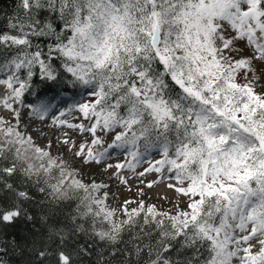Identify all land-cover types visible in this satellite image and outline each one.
I'll list each match as a JSON object with an SVG mask.
<instances>
[{"label": "snow or ice", "instance_id": "obj_1", "mask_svg": "<svg viewBox=\"0 0 264 264\" xmlns=\"http://www.w3.org/2000/svg\"><path fill=\"white\" fill-rule=\"evenodd\" d=\"M8 26L15 34L0 33V54L12 53L0 60V105L15 123L0 116V160L8 162L0 228L23 219L43 230L39 246L13 240V255L83 264L89 246L68 251L70 238L86 236L114 257L133 232L121 264H264V0H19ZM35 77L93 98L60 111H79L81 122L53 118L91 137L77 144L66 131L60 141L80 167L20 130L22 108L44 120L59 101L58 93L26 103ZM153 151L161 159H147ZM113 152L130 160L108 163ZM92 165L116 169L124 185V170L159 173L147 187L174 181L166 186L187 208L161 212L140 200L129 209L137 202L126 200L120 219L100 194L109 185L82 178ZM0 264L9 262L0 256ZM96 264L112 262L101 250Z\"/></svg>", "mask_w": 264, "mask_h": 264}, {"label": "rangeland", "instance_id": "obj_2", "mask_svg": "<svg viewBox=\"0 0 264 264\" xmlns=\"http://www.w3.org/2000/svg\"><path fill=\"white\" fill-rule=\"evenodd\" d=\"M5 94V86L0 85V98H2ZM91 99L93 98L89 96V94L84 90L81 102H89ZM71 106L72 104H69L66 101H58L56 108L57 112H54V114L50 112L48 117L44 120L31 117L29 115L31 109L26 107L22 108L20 130L26 132L28 135H31L35 143L40 147L51 144L52 154L54 156L60 155L65 159L73 160V166L80 167L79 161H75L74 158L71 157V154L67 152L66 147L62 145L60 141L64 138L63 134L66 131L70 132L72 139L76 140L77 144L81 143L84 139H90L91 137L88 134H84L82 136L74 130H69L66 127L53 123L54 117L59 119H67L71 123L81 122L82 114L79 111H73L65 117L60 116L61 110L67 112L68 108ZM0 116H3L5 119L12 120V122L15 123L12 113L6 110L2 105H0ZM84 122L87 123V121ZM32 123L36 125L39 123V125L42 126L38 125L37 127L39 130L36 131L37 128H34ZM50 134L52 135L50 136ZM109 139H111V137H109ZM148 159L155 161L161 159V156L158 154L152 155ZM127 160H130V157H127L126 154L121 155L118 152H113L108 163H124ZM147 167V163H142L137 167L136 171L142 172ZM114 171L117 170L109 169L108 171H103L95 165L86 166L82 168V178L86 182H91V180L95 178L97 182H103L109 185V187L103 189L100 194L103 195V192L107 191L108 199L106 203L110 208L117 210V215L120 217V219L125 218L121 212V209L126 200L137 202L129 204V209L137 207L140 200L144 201L145 207L154 204L157 209L159 207L163 212L171 211L173 214L177 210V204L181 209L187 208L186 198L177 197L176 194L166 186L168 183H174V181L165 179L162 183L154 184L152 188L147 187V182L158 181L160 179L159 173L151 172L147 173L144 177L138 178L134 173L124 170L123 175L128 179V184L124 185L120 183V180L116 179L112 175ZM141 180H143L144 183H141ZM138 189L143 190L142 196L138 194Z\"/></svg>", "mask_w": 264, "mask_h": 264}, {"label": "trees", "instance_id": "obj_3", "mask_svg": "<svg viewBox=\"0 0 264 264\" xmlns=\"http://www.w3.org/2000/svg\"><path fill=\"white\" fill-rule=\"evenodd\" d=\"M18 4L19 0H0V33L11 32L15 34L14 30L9 28V20L18 12ZM41 19H44L47 16V13H41ZM57 27L59 25L57 24ZM35 43H39L42 46L50 43L51 41H47L44 38H40L34 41ZM5 55H12L11 52L0 54V60L4 58ZM58 64V62H57ZM0 78H3V74L0 73ZM34 88L32 91L35 93L34 95L26 94L24 99L26 103H38L43 98H51L57 96L59 93V101H66L69 104H78L82 100V94L84 89H73L68 88L65 90L62 87H58L56 85L49 83H45L39 77L34 78ZM157 155V152L153 151L150 156ZM149 156V157H150ZM148 157V158H149ZM147 158V159H148ZM7 161L0 160V167L7 164ZM28 211L35 215L38 212V208L34 205H27ZM158 210L163 212L159 207ZM143 215V213L141 214ZM40 229V225L37 223L35 228L33 227V222H29L21 219L14 226L7 228H0V239L6 241L7 243L0 245L7 248L6 253H0V256L7 260L9 264H27V262H31V264H38L36 257L31 252H26L25 255H13L12 253V241L15 240L17 244L21 246L31 247L32 242L35 240L37 245L41 244V234L42 229ZM147 227L145 231H147ZM133 231H139V229H135ZM133 237V232H125L123 233V241L117 245V254L114 257L109 256V251L102 244H96L92 240L88 239L86 236L80 235L73 238H70L68 244L66 246L68 251H71L73 248H76L78 245H86L89 246V250L92 253L88 257L83 258V264H96L98 259V255L103 250V255L108 257L112 264H121V261L124 259L123 251L126 248L131 247V240ZM52 251L55 250V245L52 246ZM54 259V258H50Z\"/></svg>", "mask_w": 264, "mask_h": 264}, {"label": "bare ground", "instance_id": "obj_4", "mask_svg": "<svg viewBox=\"0 0 264 264\" xmlns=\"http://www.w3.org/2000/svg\"><path fill=\"white\" fill-rule=\"evenodd\" d=\"M54 112L56 113L57 111H56V109L55 110H53V112H51L52 114H54ZM33 124V123H32ZM39 125V123L36 125V124H33L32 126L34 127V128H37L36 129V131H38L39 129H38V126ZM39 126H42V125H39ZM52 134H50V136H51ZM49 137V136H48ZM50 138V137H49Z\"/></svg>", "mask_w": 264, "mask_h": 264}]
</instances>
